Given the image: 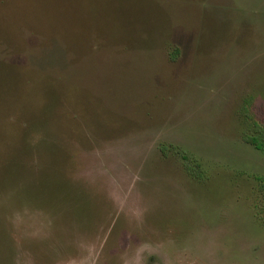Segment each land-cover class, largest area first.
Segmentation results:
<instances>
[{"label":"rangeland","instance_id":"374dc122","mask_svg":"<svg viewBox=\"0 0 264 264\" xmlns=\"http://www.w3.org/2000/svg\"><path fill=\"white\" fill-rule=\"evenodd\" d=\"M264 0H0V264H264Z\"/></svg>","mask_w":264,"mask_h":264},{"label":"trees","instance_id":"16d2710c","mask_svg":"<svg viewBox=\"0 0 264 264\" xmlns=\"http://www.w3.org/2000/svg\"><path fill=\"white\" fill-rule=\"evenodd\" d=\"M252 128H253V133L252 134L245 133L243 135V139L246 142L251 143L255 148L264 150V125H260L253 122ZM256 178L260 183L262 198L264 201V177L258 176Z\"/></svg>","mask_w":264,"mask_h":264}]
</instances>
